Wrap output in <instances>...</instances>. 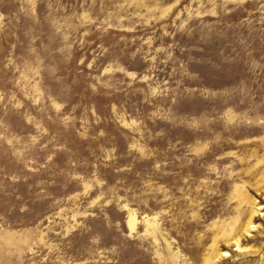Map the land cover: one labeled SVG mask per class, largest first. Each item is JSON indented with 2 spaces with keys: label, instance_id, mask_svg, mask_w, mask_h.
Listing matches in <instances>:
<instances>
[{
  "label": "rangeland",
  "instance_id": "1",
  "mask_svg": "<svg viewBox=\"0 0 264 264\" xmlns=\"http://www.w3.org/2000/svg\"><path fill=\"white\" fill-rule=\"evenodd\" d=\"M0 264H264V0H0Z\"/></svg>",
  "mask_w": 264,
  "mask_h": 264
},
{
  "label": "bare ground",
  "instance_id": "2",
  "mask_svg": "<svg viewBox=\"0 0 264 264\" xmlns=\"http://www.w3.org/2000/svg\"><path fill=\"white\" fill-rule=\"evenodd\" d=\"M250 224V223H249ZM250 229V228H249ZM238 244V243H237Z\"/></svg>",
  "mask_w": 264,
  "mask_h": 264
}]
</instances>
